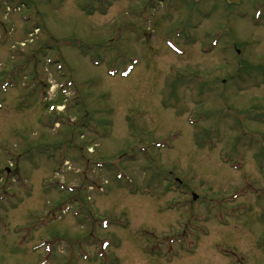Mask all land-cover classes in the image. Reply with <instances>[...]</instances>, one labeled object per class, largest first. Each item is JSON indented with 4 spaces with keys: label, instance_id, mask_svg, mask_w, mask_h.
Here are the masks:
<instances>
[{
    "label": "rangeland",
    "instance_id": "374dc122",
    "mask_svg": "<svg viewBox=\"0 0 264 264\" xmlns=\"http://www.w3.org/2000/svg\"><path fill=\"white\" fill-rule=\"evenodd\" d=\"M258 7L0 0V264H264Z\"/></svg>",
    "mask_w": 264,
    "mask_h": 264
}]
</instances>
